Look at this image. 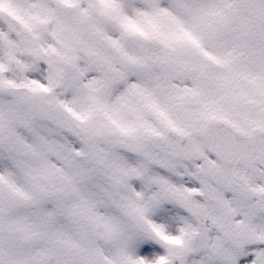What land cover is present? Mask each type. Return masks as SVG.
Returning a JSON list of instances; mask_svg holds the SVG:
<instances>
[{"label": "snow or ice", "instance_id": "6c2138e0", "mask_svg": "<svg viewBox=\"0 0 264 264\" xmlns=\"http://www.w3.org/2000/svg\"><path fill=\"white\" fill-rule=\"evenodd\" d=\"M0 264H264V0H0Z\"/></svg>", "mask_w": 264, "mask_h": 264}]
</instances>
